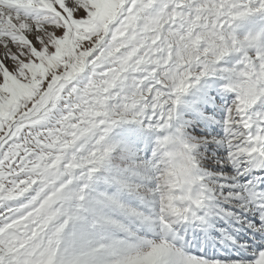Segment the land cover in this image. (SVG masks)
<instances>
[{
  "label": "snow or ice",
  "instance_id": "snow-or-ice-1",
  "mask_svg": "<svg viewBox=\"0 0 264 264\" xmlns=\"http://www.w3.org/2000/svg\"><path fill=\"white\" fill-rule=\"evenodd\" d=\"M0 264H264V0H0Z\"/></svg>",
  "mask_w": 264,
  "mask_h": 264
}]
</instances>
